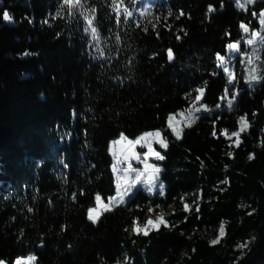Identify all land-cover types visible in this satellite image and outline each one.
<instances>
[{
	"label": "trees",
	"instance_id": "16d2710c",
	"mask_svg": "<svg viewBox=\"0 0 264 264\" xmlns=\"http://www.w3.org/2000/svg\"><path fill=\"white\" fill-rule=\"evenodd\" d=\"M134 4L80 0L70 12L65 0H0V259L264 264V79L252 88L245 80L252 69L264 78V47L246 46L239 26L260 29L252 12L264 10V0L246 10L235 0H149L145 16L134 14ZM4 11L12 22L3 20ZM237 40L239 52L229 50ZM217 54L236 57L233 111L224 98L235 86ZM197 88L203 96L196 104ZM204 104L211 114L195 111ZM190 108L200 119L189 128ZM169 114L173 123L183 120L179 140ZM245 114L250 127L237 146L231 133ZM157 129L168 139L166 150L156 145L165 159L154 160L165 194L139 189L90 221L96 195L108 202L116 193L111 142L120 133L134 140ZM156 212L168 227L132 232L134 220L141 226ZM221 222L225 235L213 245Z\"/></svg>",
	"mask_w": 264,
	"mask_h": 264
},
{
	"label": "snow or ice",
	"instance_id": "6c2138e0",
	"mask_svg": "<svg viewBox=\"0 0 264 264\" xmlns=\"http://www.w3.org/2000/svg\"><path fill=\"white\" fill-rule=\"evenodd\" d=\"M115 2H116V0H113L114 4H115ZM255 2H256V0H243V3H242L241 0H235L236 6L240 9H245L246 5L253 4ZM79 3H80V0H65V4H67L69 6L70 12L72 11L73 7H75ZM221 7H223V3H221ZM214 10L215 9L210 5L208 8V11L212 12ZM125 13L127 16L131 15V13L128 12L127 9H125ZM172 14H173L172 11L169 10L168 15H172ZM180 15H184V13L181 12ZM252 15H253V17H258L259 24H260L259 30L252 29L250 31L248 25L244 24L243 22H240L239 26L245 33H250L249 38L246 40L247 44L253 45V46H255L256 44H259L262 47H264V10H261L259 14H257L256 12H252ZM2 18L4 21H7V22H12V20H13V17L10 15V13L8 11L3 12ZM177 19H179V16H177ZM89 23H91V21ZM249 23H251V22H249ZM86 31H87V29H86ZM91 31H92L93 39H96L98 36L97 29L95 27H93L91 29ZM239 43H240L239 40H237L234 43H228L227 48L231 51L239 52V47H238ZM255 51H256V49L254 47L253 53H255ZM24 55L28 56V55H32V53L25 52ZM167 56H168L169 61H171L174 58L173 52L171 49L167 50ZM224 59H225V57L217 54L218 62H223ZM249 63H251V60H249ZM219 66H221L220 63H218V67ZM224 72L227 73V75H228V83L232 84L235 77L233 76L232 72L229 70V68L227 66L224 67ZM255 73H256V70L252 69V74L250 75V77H245V80L248 83L249 88H252L254 86V84H253L254 81L258 82L260 79H264V78L256 75ZM204 85L205 86L207 85V81L204 82ZM195 91L197 93H199V95H197L195 97L196 101H199L201 99V97L203 96V88H197V89H195ZM228 94H229V90L226 87L225 96H227ZM187 95L190 96L191 93H188ZM237 95H238V92H233L231 94L232 98L227 99L228 111L234 110V100L236 99ZM201 108L203 109L204 113L211 114V112H212V109H210L206 104L201 105L200 108H196L195 111L200 112ZM216 108H220V105L217 104ZM186 111H187L188 115H187V117H185L184 123H185L186 127L190 128L196 122V120L200 119V116L195 115L191 108L187 109ZM181 115L183 116V113ZM246 116H247V114L240 116L238 118V123L240 125L239 130L231 133L232 136L237 137V140H236L237 146H239V143H240V141H239L240 132L246 131L250 127V124L247 121ZM173 119H174L173 115L169 114L167 117L168 128L171 129V132L175 136V138L177 140H179L181 138V134H182L183 129L178 130V125L173 124ZM262 131H264V129H262ZM215 134L216 133L214 130L213 135H215ZM121 142H126L128 145H130V148L128 149V154H126L124 156L125 160H131V159L139 160L140 159V154L137 153L135 150L136 145L139 144L142 147H145V146L147 147L148 151L146 153H143L144 160L141 161L144 163V166H145L144 170L141 171L139 169L132 168L131 164H129L128 169H125V172L126 173L129 171L135 172L136 173L135 178L129 180L127 175H125V177L123 178V185H122L121 178L118 176L117 177V183H116L115 196H109L107 204H104L102 202L101 196L99 194L96 195V205L94 207H89L87 209L88 219L90 221H92L93 223H96L103 213L113 211L115 207H118L120 205H124L128 201H130L134 197L135 192L139 190L136 187L138 184H143L145 190L150 195L155 194V195L163 196L165 194V185L162 181L159 180V173L162 171V169L159 168L155 164L147 163V158L149 156H155V158L157 160H164L165 159V157L163 155H161L160 152L156 151L153 148V142H155V143L159 144L160 148L165 149V150L167 149L168 139L166 136L162 137V131L160 129L153 130V131H145L142 134L138 135L134 140H129L128 137H126L123 133H120L119 139L113 140L111 142L113 147H111L109 149L110 151H112L114 159L116 158V155H117L114 146L120 144ZM228 155L231 156L232 154L228 153ZM252 158L253 157L250 154L249 159H252ZM116 171H117V169H116V166L114 164L113 165V172H116ZM142 177H146V179L142 180L141 179ZM222 183H227V181H223ZM73 198H75V194H73ZM126 198H127V200H126ZM157 207H160V206L157 205ZM189 208H190L189 205H187V204L184 205L185 211H188ZM29 211H31V209H29ZM149 211H152V209L149 208ZM196 211L199 212V206H197ZM251 214H252L251 212L248 213V215H251ZM160 225H164L165 227L169 226L168 221H166L164 219V213H160L159 215H157L155 221H153V219H151V218H148L146 224H144L143 227H140L138 225L137 221L134 220L131 230H132V232L136 233L137 235L142 233L143 235L147 236L149 234V232L152 231L153 229L158 231ZM125 231H128V229H125ZM218 231H219V235L210 241V243L213 245L219 243L220 239L225 235L224 222L220 223ZM253 239H255V237H253ZM248 243L249 242L240 243L237 245V247L244 249L248 246ZM193 251H195V249H193ZM35 261H36V256L30 254L27 257H23V256L18 257L15 260V264H34ZM0 264H5V261L0 259ZM117 264H120V262L118 261Z\"/></svg>",
	"mask_w": 264,
	"mask_h": 264
},
{
	"label": "rangeland",
	"instance_id": "374dc122",
	"mask_svg": "<svg viewBox=\"0 0 264 264\" xmlns=\"http://www.w3.org/2000/svg\"><path fill=\"white\" fill-rule=\"evenodd\" d=\"M250 30V29H249ZM251 31V30H250ZM247 35H248V37L247 38H245L244 39V43L246 44V46H253V45H249V44H247L246 43V40L249 38V34L250 33H246ZM257 45V44H256ZM239 47V46H238ZM235 54V53H234ZM232 55L231 54V56H228V58L226 59V60H224L223 62H222V64H221V66H222V68L224 69V67L225 66H227L228 68H229V70L232 72V74H233V76L235 77V79H234V81H233V83L231 84V85H234L235 87H234V92H238V88H236L237 87V85H238V82H239V80H238V75L236 74V72H235V67H234V58H236L235 57V55ZM234 57V58H233ZM227 74V73H226ZM199 95V94H198ZM201 99H202V97H201ZM201 99L199 100V101H196V99H194V103H198V102H200L201 101ZM183 122V120H181V119H179V120H177V121H175L173 124H177L178 125V127H179V125L181 124ZM130 140V139H129ZM156 145H159V144H157V143H155V142H153V148L156 150ZM111 147H113L112 145H111ZM115 147V151H116V158L114 159L113 158V161H114V164H115V166H116V169H117V171L115 172V174H116V177H120L121 178V182H122V185H123V178L125 177V175H127V177H128V179L129 180H131V179H134L135 178V175H136V173L135 172H131V171H129V172H125V169H128V166H129V164H131V166H132V168H135V169H139V170H141V171H143L144 170V163L143 162H141V161H143L144 160V156H143V153H146L147 151H148V149H147V147L145 146V147H142L141 145H136V148H135V150H136V152L137 153H139L140 154V159L139 160H136V159H131V160H125L124 159V156L126 155V154H128V149L130 148V145H128L126 142H121L120 144H118V145H115L114 146ZM157 151V150H156ZM111 154H112V151H111ZM112 156H113V154H112ZM154 160H157L156 158H155V156H149L148 158H147V163H149V164H155L154 163ZM156 165V164H155ZM160 174V173H159ZM142 180H144V179H146V177H142L141 178ZM138 189H143L144 191H146L145 190V188H144V185L143 184H138L137 186H136ZM135 191V190H134ZM147 192V191H146ZM102 200V199H101ZM126 200H127V198H126ZM102 202L104 203V204H107L108 202H104L103 200H102ZM160 214V212H156L154 215H153V221H155L156 220V217H157V215H159ZM101 217V216H100ZM100 219V218H99ZM99 221V220H98ZM97 221V222H98ZM96 222V223H97ZM147 222V221H146ZM146 222L144 223V224H146ZM144 224L143 225H141L140 227H143L144 226ZM15 264V263H14Z\"/></svg>",
	"mask_w": 264,
	"mask_h": 264
},
{
	"label": "bare ground",
	"instance_id": "6f19581e",
	"mask_svg": "<svg viewBox=\"0 0 264 264\" xmlns=\"http://www.w3.org/2000/svg\"><path fill=\"white\" fill-rule=\"evenodd\" d=\"M247 54V53H246ZM243 55V54H242ZM245 58V57H244ZM237 88V87H236ZM224 99H229L228 97H225Z\"/></svg>",
	"mask_w": 264,
	"mask_h": 264
}]
</instances>
